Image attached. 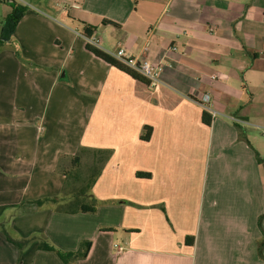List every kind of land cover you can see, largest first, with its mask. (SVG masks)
<instances>
[{
  "label": "crops",
  "instance_id": "1",
  "mask_svg": "<svg viewBox=\"0 0 264 264\" xmlns=\"http://www.w3.org/2000/svg\"><path fill=\"white\" fill-rule=\"evenodd\" d=\"M23 1L0 49V264H64L5 230L67 252L91 242L73 264H264V135L230 119L264 126V0ZM91 29L101 50L161 64L162 85L95 56ZM76 155L97 211L35 205L87 185Z\"/></svg>",
  "mask_w": 264,
  "mask_h": 264
},
{
  "label": "trees",
  "instance_id": "2",
  "mask_svg": "<svg viewBox=\"0 0 264 264\" xmlns=\"http://www.w3.org/2000/svg\"><path fill=\"white\" fill-rule=\"evenodd\" d=\"M4 1V0H3ZM5 2V1H4ZM12 6V13L9 16L7 20V24L4 28V33L3 36L1 37L0 40V49L3 47V45L8 41V38L10 35H12L14 28L17 26L19 21L22 19L24 14L26 13L27 8L19 5L15 2H8ZM108 23V21H105ZM111 23V22H109ZM94 29H91L90 31H86V36L87 37H92ZM88 50L91 51L95 56L103 59L107 63L111 64L112 66H115L134 78L142 81H146L142 76H140L138 73L135 71L129 69L127 66H125L123 63L119 62L118 60L114 59L112 56L109 55V53L101 50L100 48L93 47L88 44L87 46ZM206 117V116H205ZM205 123L210 124V120H206L205 118ZM149 135H145L142 138L144 140L149 139ZM260 161V158H259ZM81 163V157L80 155H76L75 157L72 158V167H71V175L73 177H76L78 179V171ZM69 175V174H67ZM94 182V178L90 179L89 182H87V185L85 187L80 188V190L77 191V193L72 197L71 199H64V198H43L40 200H37L33 202L35 205L38 207H42L45 204H50L54 205L56 207V211L59 213H65V214H76V213H95L97 211L98 204L96 200L92 196L87 195V191L91 187L92 183ZM88 201V202H87ZM264 216H262L259 220V224H261L262 219ZM8 240L9 243H11L13 246H15L19 251L21 252L23 249H25L32 241L38 240V249L41 251H47V252H53L55 253L59 259L64 263V264H73L75 261L79 259H84L87 257L90 247H91V242L87 241L81 244L80 249L77 252H67L63 251L57 247H55L52 243H50L46 239H41L38 237H32L29 239H14L12 238L9 233L5 230L3 232ZM187 243L190 245H193L194 239L193 237L187 238L186 240ZM264 246V233H263V239L259 242V251L262 249ZM261 252V251H260Z\"/></svg>",
  "mask_w": 264,
  "mask_h": 264
},
{
  "label": "built area",
  "instance_id": "3",
  "mask_svg": "<svg viewBox=\"0 0 264 264\" xmlns=\"http://www.w3.org/2000/svg\"><path fill=\"white\" fill-rule=\"evenodd\" d=\"M5 2H15L19 5L24 7H28L29 4L24 2L23 0H4ZM87 43L93 47L100 48V39L97 37H88ZM171 50L175 51L176 48L172 47ZM147 52V47L143 48V54ZM114 59L118 60L119 62L123 63L129 69L135 71L140 76H142L149 84V86L155 88L162 85L161 73L163 72V66L161 64H157L151 62L147 58L141 56L133 57L129 56L125 49L119 48L115 52L109 53ZM213 79H223V76L220 74H216L212 76ZM211 103V96L210 94H205L200 99V104L210 112L212 118H216L218 116H222L219 111L213 110L209 108V104ZM235 123L244 126V127H251L254 129L259 130L264 135V126L255 125L247 120L238 118V117H231ZM118 248V252H122L124 250L123 247L115 246Z\"/></svg>",
  "mask_w": 264,
  "mask_h": 264
},
{
  "label": "rangeland",
  "instance_id": "4",
  "mask_svg": "<svg viewBox=\"0 0 264 264\" xmlns=\"http://www.w3.org/2000/svg\"><path fill=\"white\" fill-rule=\"evenodd\" d=\"M8 3V2H7ZM7 6H11V5H9V3H8V5ZM12 7V6H11ZM98 36H100V37H102L101 39H102V41H104L105 40V36L103 35V34H101L100 32L98 33ZM106 41V40H105ZM88 171V172H87ZM89 171H90V174H89ZM94 172H95V170L94 169H90V170H87L86 168H84V169H82V170H80L79 169V171H78V176H79V183H80V185L82 186L83 185V183H86L87 182V180L89 181V176L93 173L94 174ZM73 177V176H72ZM71 179H73V178H71ZM82 183V184H81ZM79 188H82V187H79ZM86 188V187H85ZM88 202V201H87ZM8 229V228H7ZM9 231V230H8Z\"/></svg>",
  "mask_w": 264,
  "mask_h": 264
}]
</instances>
